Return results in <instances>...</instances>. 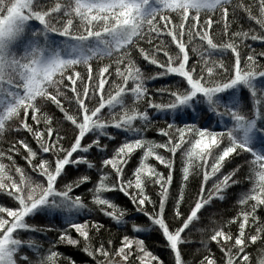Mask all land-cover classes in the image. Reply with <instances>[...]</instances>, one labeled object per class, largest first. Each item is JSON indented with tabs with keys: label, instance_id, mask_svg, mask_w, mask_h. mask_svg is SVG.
Masks as SVG:
<instances>
[{
	"label": "snow or ice",
	"instance_id": "obj_1",
	"mask_svg": "<svg viewBox=\"0 0 264 264\" xmlns=\"http://www.w3.org/2000/svg\"><path fill=\"white\" fill-rule=\"evenodd\" d=\"M217 201L232 214L206 218ZM253 250L264 264V0H0V264Z\"/></svg>",
	"mask_w": 264,
	"mask_h": 264
},
{
	"label": "trees",
	"instance_id": "obj_2",
	"mask_svg": "<svg viewBox=\"0 0 264 264\" xmlns=\"http://www.w3.org/2000/svg\"><path fill=\"white\" fill-rule=\"evenodd\" d=\"M253 46L256 47L258 51L261 50L259 42L254 43ZM159 86H160L159 84H150V87H159ZM149 138H153V139L156 138L155 134H152ZM82 191H86V189H82ZM236 191L239 192L240 189H236ZM90 199H91V197H89V200ZM234 203H235V201H230L227 204H225L224 202L217 201L216 206L209 208V211L207 213H205V216H206V218L210 217L211 219H219L220 217H222V215L225 212H227V213H229V215H231L232 214V204H234ZM143 220H146V218H143ZM143 220L141 222H143ZM34 222H39V218H37V220ZM197 227L199 228L200 225H197ZM113 231H115V229H113ZM191 239L194 241H198L199 239H201V237L198 234H196V232L194 230ZM155 243L159 244L160 240L157 239L155 241ZM257 247H259V245H257ZM214 250H215V248H214ZM189 251H194V249H190ZM253 257H254V264H255V258H256V251L255 250H253ZM75 258L78 259V264H79V258L78 257H75Z\"/></svg>",
	"mask_w": 264,
	"mask_h": 264
}]
</instances>
